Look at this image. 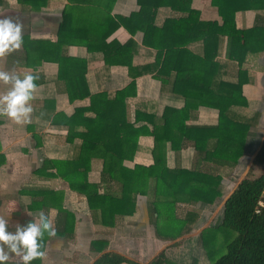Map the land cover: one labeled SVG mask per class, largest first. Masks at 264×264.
<instances>
[{
	"label": "trees",
	"instance_id": "obj_1",
	"mask_svg": "<svg viewBox=\"0 0 264 264\" xmlns=\"http://www.w3.org/2000/svg\"><path fill=\"white\" fill-rule=\"evenodd\" d=\"M138 1L141 5L138 13L116 19L111 15L116 0H68L57 41H33L34 56L39 54L46 61L59 63L60 78L69 75L67 93L70 100L90 99L89 105L76 108L70 116H62L61 121L68 126L66 141L76 146L74 154L46 159L34 175L63 179L69 189L86 197L93 220L104 226H114L118 215L134 214L139 195L151 197L149 212L156 236L165 241L174 240L171 245L177 247L182 244L179 238L189 233L200 220V209L218 203L226 194L221 170L236 168L241 162L251 130L257 126L261 112L246 111L249 101L243 86L249 80V72L244 65L249 55L264 51V0H212L222 18L221 23L202 20L201 12L191 7L193 0ZM160 6H169L185 14L170 17L158 26L154 17ZM75 8L79 14L77 23L71 11ZM249 10L259 13L256 23L239 28L237 12ZM140 20L145 21L139 25L144 32V44L158 51L157 60L150 68L155 71V77L170 84L172 92L185 101L182 109L168 107L164 110L162 125L154 115L141 111L136 112L134 121L129 116L127 99L135 94V82L111 97L106 92L92 94L89 91L85 68L81 74H69L70 68L80 67L84 62L67 55V45L74 43L85 45L89 50H102L106 61L114 62L110 59L113 52L130 49L131 42L124 46L103 42L122 22ZM224 41L223 62L218 57ZM197 43L202 46L200 51L191 48ZM230 63L237 65L235 73L228 70ZM200 106L217 109L218 122L186 125L191 116L196 117ZM144 118L152 128L139 124ZM142 135L154 138V162L130 167L126 162L135 158ZM183 139L189 140L195 149L193 166L183 168L179 161L180 150H175L176 163L170 167L165 145L170 142L172 149H179ZM95 160L102 164L99 181L90 178ZM5 162L6 156L0 152V166ZM208 163L220 171L206 169ZM254 163L262 166L261 172L243 177L226 198L220 220L208 224L200 232L202 248L211 264H264V140ZM19 193L21 197L31 198L27 204L29 211L57 208L63 213L60 218L63 226L61 230L56 228V235L73 233L74 215L64 207L65 191L26 186ZM179 203L190 205L185 216L177 215ZM227 230L233 231V237L226 243L225 252L215 258L210 244ZM48 238L45 234V244ZM107 247V240H91L92 250L101 252L92 264H143L119 252L104 251ZM40 263V258L30 262ZM147 264L180 263L162 250Z\"/></svg>",
	"mask_w": 264,
	"mask_h": 264
},
{
	"label": "crops",
	"instance_id": "obj_2",
	"mask_svg": "<svg viewBox=\"0 0 264 264\" xmlns=\"http://www.w3.org/2000/svg\"><path fill=\"white\" fill-rule=\"evenodd\" d=\"M68 5V0H40L36 4L19 0H0V18L8 17L19 22L22 25L23 36V42L18 49L0 57V71L16 74L21 78L25 73L39 77L35 81L38 87L33 98L28 102L33 108L30 113V122L17 123L7 115H0V152L6 156V162L0 166V216L8 221L9 230L14 231L17 224H25L32 219L39 222V213L44 211L49 215L53 226L61 230L63 224L60 218L63 213L57 208H51L49 211L45 209L29 211L27 204L31 202V198L21 197L19 193L20 189L26 186L50 187L65 191L63 203L64 207L74 215V231L71 234L61 233L49 237L44 248L46 255L41 259L40 264H92L101 254L91 248V240L96 238L108 241V247L104 251H116L143 264H147L162 250L166 251L170 259L181 264H210V260L202 250L200 220L189 233L179 238L182 243L191 239L196 241L190 251L191 259L183 260L178 255L182 244L179 247H173L171 244L174 240L165 241L156 236L149 212L151 197L139 195L134 214L118 215L114 226H104L93 220L86 197L69 189L63 179L34 175V171L40 168L46 159L65 158L74 154L76 146L66 141L68 126L61 121L62 116H70L76 108L90 103L89 98L70 100L67 93L69 75L59 77V63L46 61L39 54L34 56L33 41L46 43L57 41L62 13ZM191 7L201 12L202 20L222 22L218 8L212 5V0H193ZM140 9L138 0H116L111 9V15L116 19L129 18ZM71 11L77 23L78 9ZM184 14L185 12L174 10L169 6H160L156 11L154 22L162 26L166 19ZM258 14L250 10L237 12V26L239 28L253 26ZM140 24H145V21L122 22L103 42L107 45L117 42L121 46L131 42L130 49H117L113 52L110 59L114 62H107L102 50H89L85 45L74 43L67 45L65 47L67 55L84 62L80 67L70 68L69 74L72 72L81 74L85 68L89 91L92 94L106 92L111 97H114L118 91L129 88L135 82V94L127 99L129 116L134 121L136 112L141 111L146 115H154L158 124L162 125L164 110L168 107L182 109L185 101L184 98L172 92L170 84L163 83L155 77V71L150 66L155 64L158 51L155 47L144 44V32L139 27ZM225 45L224 41L218 57L223 62L225 61ZM201 47L199 43L191 46L197 51H200ZM244 67L249 72V80L243 86L244 94L249 101L246 111L251 113L264 106V51L249 55ZM228 70L235 73L237 65L230 63ZM11 86V83L5 84L0 81V97L5 95ZM218 118L217 109L200 106L196 117L191 116L186 121V125H212L218 122ZM139 124H148V127L152 128L146 119ZM253 131L254 129L251 130L250 135ZM250 135L246 153L248 150H254ZM139 145L135 158L126 162L130 167L135 164L151 165L154 162L153 136L142 135ZM179 147V149H172L170 142L166 143L168 165L170 167L175 165V150H180L181 166L191 168L195 158L194 147L186 139L179 142ZM209 165L211 164L208 163L207 166ZM101 169V161L95 160L90 178L99 181ZM229 194H225L218 203L210 204L211 209L222 208ZM6 264H22V261L19 256L13 254V259H9Z\"/></svg>",
	"mask_w": 264,
	"mask_h": 264
},
{
	"label": "clouds",
	"instance_id": "obj_3",
	"mask_svg": "<svg viewBox=\"0 0 264 264\" xmlns=\"http://www.w3.org/2000/svg\"><path fill=\"white\" fill-rule=\"evenodd\" d=\"M23 42L22 25L8 17L0 18V57L18 49ZM37 75L25 73L23 77L0 71V81L11 83L10 90L0 97V115H7L17 123L30 122V113L33 108L28 103L34 96L38 85L35 81ZM49 215L44 211L39 213V222L35 219L25 224H17L14 231L9 230L8 221L0 216V264H6L10 255L20 257L22 264L46 255L44 237L56 235Z\"/></svg>",
	"mask_w": 264,
	"mask_h": 264
},
{
	"label": "rangeland",
	"instance_id": "obj_4",
	"mask_svg": "<svg viewBox=\"0 0 264 264\" xmlns=\"http://www.w3.org/2000/svg\"><path fill=\"white\" fill-rule=\"evenodd\" d=\"M261 112L257 126H255L253 134L251 136L252 147L254 150H248L245 156L241 159V162L233 169H224L221 170V173L225 176L226 182V194L231 193L232 190L236 187L238 182L245 176L251 175L255 176L258 175L261 170L262 166L259 164L254 163L255 157L258 153V150L264 140V106L262 109H259ZM256 149V150H255ZM206 169H211L214 172L220 171L218 167L215 166H208ZM190 209L189 205L178 204L177 207V215L178 216H185L186 211ZM217 207L211 209V206L208 208L200 209L201 211V219L199 221L200 227L203 229L207 226V224H212L215 221L218 222L221 217V209H217ZM10 221V220H9ZM233 237V231L227 230L224 234H219L218 237L215 238L213 242L210 244V251L214 252V257L217 258L225 252V245L226 243ZM196 241L191 239L186 240L182 243V248L180 247L178 255L183 260H190L191 254L190 251L192 247H194ZM174 247V246H173ZM179 247V246H177ZM203 250V248H202ZM10 259H13V254L10 255ZM181 264V263H180ZM211 264V261H210Z\"/></svg>",
	"mask_w": 264,
	"mask_h": 264
},
{
	"label": "built area",
	"instance_id": "obj_5",
	"mask_svg": "<svg viewBox=\"0 0 264 264\" xmlns=\"http://www.w3.org/2000/svg\"><path fill=\"white\" fill-rule=\"evenodd\" d=\"M263 202L261 201V204H262Z\"/></svg>",
	"mask_w": 264,
	"mask_h": 264
}]
</instances>
